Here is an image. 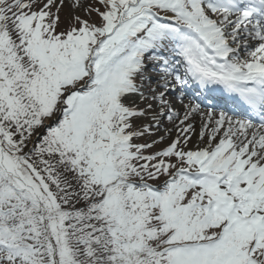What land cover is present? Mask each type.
I'll use <instances>...</instances> for the list:
<instances>
[{
  "label": "snow or ice",
  "instance_id": "1",
  "mask_svg": "<svg viewBox=\"0 0 264 264\" xmlns=\"http://www.w3.org/2000/svg\"><path fill=\"white\" fill-rule=\"evenodd\" d=\"M0 264H264V0H0Z\"/></svg>",
  "mask_w": 264,
  "mask_h": 264
},
{
  "label": "rangeland",
  "instance_id": "2",
  "mask_svg": "<svg viewBox=\"0 0 264 264\" xmlns=\"http://www.w3.org/2000/svg\"><path fill=\"white\" fill-rule=\"evenodd\" d=\"M42 2H43V0H42ZM78 14L83 15V13H78ZM69 15H70V10L67 7H65L61 10L60 17H61L62 27L67 26ZM93 18L95 19V16ZM135 102H136V104H138L140 106L141 103L138 99H136ZM146 122L147 121H139V123H146ZM163 134H164L163 131H161L160 133H157V136L163 135ZM174 135H175V132H173V136ZM153 138H155V137H148L149 141ZM193 143H195V141Z\"/></svg>",
  "mask_w": 264,
  "mask_h": 264
},
{
  "label": "bare ground",
  "instance_id": "3",
  "mask_svg": "<svg viewBox=\"0 0 264 264\" xmlns=\"http://www.w3.org/2000/svg\"><path fill=\"white\" fill-rule=\"evenodd\" d=\"M141 107H143V104H142V106ZM168 127H171V125H167ZM197 129H199V124H197ZM194 141H196V138L195 137H193V142ZM191 146V145H190Z\"/></svg>",
  "mask_w": 264,
  "mask_h": 264
}]
</instances>
